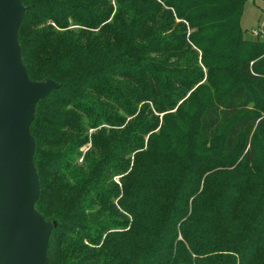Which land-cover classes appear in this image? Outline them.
Listing matches in <instances>:
<instances>
[{
	"label": "trees",
	"instance_id": "1",
	"mask_svg": "<svg viewBox=\"0 0 264 264\" xmlns=\"http://www.w3.org/2000/svg\"><path fill=\"white\" fill-rule=\"evenodd\" d=\"M20 2L27 76L59 85L29 128L49 264H264L245 0Z\"/></svg>",
	"mask_w": 264,
	"mask_h": 264
},
{
	"label": "water",
	"instance_id": "2",
	"mask_svg": "<svg viewBox=\"0 0 264 264\" xmlns=\"http://www.w3.org/2000/svg\"><path fill=\"white\" fill-rule=\"evenodd\" d=\"M24 7L0 0V264H49L52 223L35 209L39 180L30 135L35 106L59 85L31 81L17 40Z\"/></svg>",
	"mask_w": 264,
	"mask_h": 264
},
{
	"label": "rangeland",
	"instance_id": "3",
	"mask_svg": "<svg viewBox=\"0 0 264 264\" xmlns=\"http://www.w3.org/2000/svg\"><path fill=\"white\" fill-rule=\"evenodd\" d=\"M240 27L243 31V35L246 39H264V3L260 0H245L243 4L242 15L240 18ZM254 31H258L257 36L254 35ZM250 112L262 113L258 106H250ZM162 114L159 115L161 118ZM262 136V134L260 135ZM263 137V136H262Z\"/></svg>",
	"mask_w": 264,
	"mask_h": 264
},
{
	"label": "built area",
	"instance_id": "4",
	"mask_svg": "<svg viewBox=\"0 0 264 264\" xmlns=\"http://www.w3.org/2000/svg\"><path fill=\"white\" fill-rule=\"evenodd\" d=\"M259 34L258 31H254V35L257 36Z\"/></svg>",
	"mask_w": 264,
	"mask_h": 264
}]
</instances>
